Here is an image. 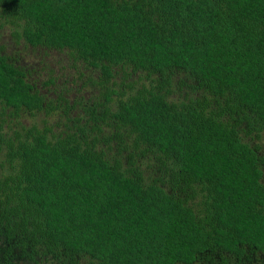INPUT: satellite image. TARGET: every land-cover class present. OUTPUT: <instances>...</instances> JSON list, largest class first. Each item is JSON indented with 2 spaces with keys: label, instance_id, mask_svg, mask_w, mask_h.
I'll list each match as a JSON object with an SVG mask.
<instances>
[{
  "label": "trees",
  "instance_id": "trees-1",
  "mask_svg": "<svg viewBox=\"0 0 264 264\" xmlns=\"http://www.w3.org/2000/svg\"><path fill=\"white\" fill-rule=\"evenodd\" d=\"M0 16L98 90L49 97L0 42V264H264V0H0Z\"/></svg>",
  "mask_w": 264,
  "mask_h": 264
},
{
  "label": "rangeland",
  "instance_id": "rangeland-1",
  "mask_svg": "<svg viewBox=\"0 0 264 264\" xmlns=\"http://www.w3.org/2000/svg\"><path fill=\"white\" fill-rule=\"evenodd\" d=\"M0 42L3 43V50L17 57V62H20L29 69V77L35 79L40 91L44 92L49 97H54L57 92L61 91L65 85L64 94L70 99L73 96L74 88L82 86V92L86 94H96L97 86L92 83L85 86L83 80L88 75V70L85 71V76L81 77L78 74L77 68L72 57L66 49L51 48L46 46H31L25 44L21 40H15L11 34V24L3 20L0 16ZM92 73V71H90ZM94 72H96L94 70ZM53 77V82L44 83L43 80L47 77ZM83 77V78H82ZM84 86V87H83ZM86 88V89H85ZM46 118L49 123L59 120L60 113L52 112L46 114L43 110L30 112L28 110H20L17 119L24 123L36 122L42 124ZM252 142L256 138L246 136Z\"/></svg>",
  "mask_w": 264,
  "mask_h": 264
}]
</instances>
